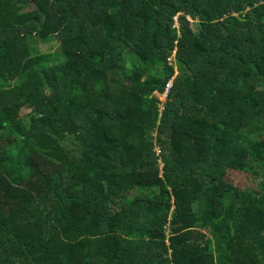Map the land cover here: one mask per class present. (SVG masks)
Here are the masks:
<instances>
[{"label":"trees","instance_id":"1","mask_svg":"<svg viewBox=\"0 0 264 264\" xmlns=\"http://www.w3.org/2000/svg\"><path fill=\"white\" fill-rule=\"evenodd\" d=\"M0 264H264V0H0Z\"/></svg>","mask_w":264,"mask_h":264},{"label":"rangeland","instance_id":"2","mask_svg":"<svg viewBox=\"0 0 264 264\" xmlns=\"http://www.w3.org/2000/svg\"><path fill=\"white\" fill-rule=\"evenodd\" d=\"M175 17H176V16H175ZM175 17H174V18H175ZM175 19H176V18H175ZM174 25H176V23H174ZM55 45H56V44L54 43V47L52 48V50L57 49V47H56ZM40 47H41L42 49L46 50V49L48 48V45L46 46V44H40ZM172 58H173V55L169 58V60L171 59L170 62H173V59H172ZM158 98H159V100L161 101V102H160V104H161V103L164 101L165 96H164V94H160V95H158ZM160 106H162V104H161ZM28 111H29L28 108H22L21 111H20V113H21V114H25V113H27ZM153 134H155V131H153ZM154 149L156 150L157 153H159V147H158V146H155ZM165 231H168V229L165 228Z\"/></svg>","mask_w":264,"mask_h":264}]
</instances>
